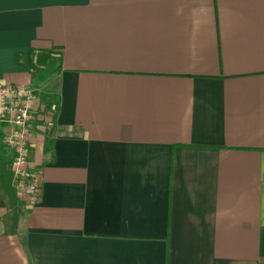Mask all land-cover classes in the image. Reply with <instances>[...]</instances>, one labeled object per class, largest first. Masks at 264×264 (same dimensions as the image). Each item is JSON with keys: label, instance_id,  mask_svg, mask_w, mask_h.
<instances>
[{"label": "crops", "instance_id": "0c3cea01", "mask_svg": "<svg viewBox=\"0 0 264 264\" xmlns=\"http://www.w3.org/2000/svg\"><path fill=\"white\" fill-rule=\"evenodd\" d=\"M0 83L48 98L0 264H264V0H0Z\"/></svg>", "mask_w": 264, "mask_h": 264}, {"label": "built area", "instance_id": "2783aa9c", "mask_svg": "<svg viewBox=\"0 0 264 264\" xmlns=\"http://www.w3.org/2000/svg\"><path fill=\"white\" fill-rule=\"evenodd\" d=\"M38 67V53L33 56L31 72ZM37 108L36 89L27 85L0 83V129L10 126L3 137L11 156V171L17 196L35 203L42 192V177L30 163L31 121ZM53 110L57 105L52 106Z\"/></svg>", "mask_w": 264, "mask_h": 264}, {"label": "trees", "instance_id": "16d2710c", "mask_svg": "<svg viewBox=\"0 0 264 264\" xmlns=\"http://www.w3.org/2000/svg\"><path fill=\"white\" fill-rule=\"evenodd\" d=\"M42 63H43V57L40 55V53H38V67L36 68V70L40 68ZM0 181L4 196L6 197L9 205L11 207H16L19 198L17 196L13 184V175L10 167V162L8 159H5L4 157L1 156H0Z\"/></svg>", "mask_w": 264, "mask_h": 264}, {"label": "rangeland", "instance_id": "374dc122", "mask_svg": "<svg viewBox=\"0 0 264 264\" xmlns=\"http://www.w3.org/2000/svg\"><path fill=\"white\" fill-rule=\"evenodd\" d=\"M47 69H49L48 67H47ZM46 69V70H47ZM51 70V69H50ZM37 71V70H36ZM48 71V70H47ZM48 75H49V73L47 72L44 76H45V78L47 79L48 78ZM42 91L41 90H37L36 91V96H37V106L39 107V105L41 106V105H43V107H46L45 105V102H47V100H48V98H46L45 97V95L43 94V93H41ZM51 111H53V109H51ZM21 200V199H20Z\"/></svg>", "mask_w": 264, "mask_h": 264}]
</instances>
